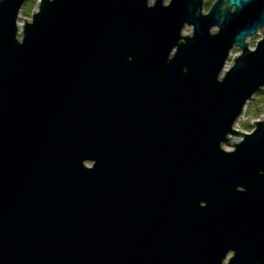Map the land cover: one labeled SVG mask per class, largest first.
Instances as JSON below:
<instances>
[{
  "label": "water",
  "instance_id": "1",
  "mask_svg": "<svg viewBox=\"0 0 264 264\" xmlns=\"http://www.w3.org/2000/svg\"><path fill=\"white\" fill-rule=\"evenodd\" d=\"M25 1L0 0V264H264V117L234 128L264 0H38L19 28Z\"/></svg>",
  "mask_w": 264,
  "mask_h": 264
},
{
  "label": "rangeland",
  "instance_id": "2",
  "mask_svg": "<svg viewBox=\"0 0 264 264\" xmlns=\"http://www.w3.org/2000/svg\"><path fill=\"white\" fill-rule=\"evenodd\" d=\"M150 2H153V0H150ZM38 6V0H26L24 4L22 5V8L19 12V18L18 23H23L24 19H30L31 14L37 9ZM209 8V5L204 4V11H207ZM216 29V28H215ZM264 31V27L260 28L259 33L250 36L247 38V43L250 46V48H253L255 46V43L257 40L261 38V35ZM191 32V26H185L183 29L184 34H189ZM240 53V48L234 46L231 51L230 55L226 61V68L230 66V64L233 62V58ZM264 117V86H262L246 103L244 106L243 112L238 118V120L234 124V128L242 133H249L254 128L253 121H257L259 119H262ZM229 142L224 143L222 147L226 150H230L233 148V142H238L241 137L236 135H231L229 137Z\"/></svg>",
  "mask_w": 264,
  "mask_h": 264
},
{
  "label": "flooded vegetation",
  "instance_id": "3",
  "mask_svg": "<svg viewBox=\"0 0 264 264\" xmlns=\"http://www.w3.org/2000/svg\"><path fill=\"white\" fill-rule=\"evenodd\" d=\"M154 1V0H153ZM166 1H168V0H166ZM215 2V0H203V12H207L209 9H210V7H211V5L213 4ZM204 4H205V6L206 5H209V8H208V10L207 11H204ZM225 6V4L223 5V7ZM263 27H264V25H263ZM262 27V28H263ZM259 30L260 29H258V33H259Z\"/></svg>",
  "mask_w": 264,
  "mask_h": 264
},
{
  "label": "bare ground",
  "instance_id": "4",
  "mask_svg": "<svg viewBox=\"0 0 264 264\" xmlns=\"http://www.w3.org/2000/svg\"><path fill=\"white\" fill-rule=\"evenodd\" d=\"M18 27H19V28L21 27V23H18ZM225 68H226V66H225Z\"/></svg>",
  "mask_w": 264,
  "mask_h": 264
}]
</instances>
